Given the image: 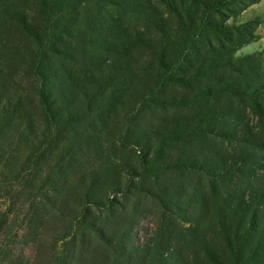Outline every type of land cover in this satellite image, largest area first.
<instances>
[{"label": "trees", "instance_id": "obj_1", "mask_svg": "<svg viewBox=\"0 0 264 264\" xmlns=\"http://www.w3.org/2000/svg\"><path fill=\"white\" fill-rule=\"evenodd\" d=\"M261 1L0 0V264H264Z\"/></svg>", "mask_w": 264, "mask_h": 264}, {"label": "rangeland", "instance_id": "obj_2", "mask_svg": "<svg viewBox=\"0 0 264 264\" xmlns=\"http://www.w3.org/2000/svg\"><path fill=\"white\" fill-rule=\"evenodd\" d=\"M255 15H264V0H262L259 4H255L252 7L248 9V12L246 13L247 19L252 18ZM255 40L248 44L247 46L243 47L238 51L239 54H255L261 57L262 60H264V23L258 25L255 29ZM173 111H168L167 113H161V114H151L150 119L152 121H162V116L170 115L172 114ZM180 113V112H179ZM178 113V114H179ZM223 144L218 141L217 143H213L212 146L213 148L216 147L218 149L223 148ZM225 146L228 144L225 142ZM224 146V147H225ZM228 149H233L231 146H227ZM199 143L197 141H191L188 142L184 145H178L176 147H173L170 149V151L174 154H177L179 152L183 153H188L189 151H199ZM202 153V152H201ZM186 180L191 181L192 183H195L197 180H199L198 184H203L207 186L210 182L208 178L202 177L201 179L198 177H186ZM215 192L214 193H220L221 195H226L224 193V188L222 186L220 187H215ZM142 206L145 208L144 213L140 215L139 219V224L135 228V241L138 244H143L146 241H148L149 238L151 237H156L159 233V224L161 221H163V216L162 213L153 200L149 198H144L142 199ZM173 228H177L178 226H172ZM172 228V229H173ZM177 229H180L179 227ZM178 231V230H177ZM195 252V248L192 244H189V246L186 248V253L189 257L192 258L193 254Z\"/></svg>", "mask_w": 264, "mask_h": 264}]
</instances>
